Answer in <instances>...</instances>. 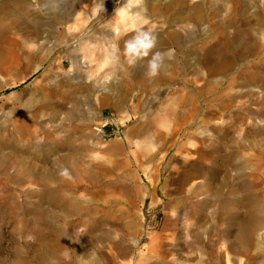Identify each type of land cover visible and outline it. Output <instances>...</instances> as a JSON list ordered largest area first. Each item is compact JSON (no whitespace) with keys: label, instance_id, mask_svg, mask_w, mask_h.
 Listing matches in <instances>:
<instances>
[{"label":"rangeland","instance_id":"1","mask_svg":"<svg viewBox=\"0 0 264 264\" xmlns=\"http://www.w3.org/2000/svg\"><path fill=\"white\" fill-rule=\"evenodd\" d=\"M120 3L0 0V264H264V0H225L179 40ZM144 28L156 46L129 64Z\"/></svg>","mask_w":264,"mask_h":264},{"label":"bare ground","instance_id":"2","mask_svg":"<svg viewBox=\"0 0 264 264\" xmlns=\"http://www.w3.org/2000/svg\"><path fill=\"white\" fill-rule=\"evenodd\" d=\"M46 1L48 2L51 0H46ZM112 1L114 2L116 0H112ZM119 1L122 3V5L119 6V8L117 10L118 13L115 12V14H117V19L119 21H125V20L129 19L130 16H134L132 14L141 15L142 17H148V16L149 17H156V16H158V17L163 18L168 24V26L166 28L167 30H165V34L167 35V37L170 40H179L180 30H183L185 32V38L186 39L191 37V35H192V21L201 20L205 16L213 17V16L218 15L224 6L225 0H199L193 4H192V0H119ZM203 3H206V5L208 6V12L204 13V11L203 12L201 11ZM225 4L227 5L226 2H225ZM242 7H244L243 4H242ZM228 8L229 7H227V9ZM72 14H74V13H72ZM204 14H205V16H204ZM130 18H133V17H130ZM249 19H250V21L260 20V18L256 15L250 16ZM118 20H117V22H118ZM117 25H119V24H117ZM121 28L123 29L124 26L123 27L122 26L121 27L115 26V28L112 29L113 31H111V32H109L110 31L109 29L103 28L101 30V33L103 35H109L110 34V35H113V37H115L116 36L115 33L120 34L123 32V30ZM149 30L152 31V33L155 35V37H158L159 31L153 30L152 28H144L143 30H138V31H149ZM134 33L136 34L137 31ZM236 39H237L236 43H238V44L243 43L242 45H246V43H245L246 41H244L243 39L241 40L240 37H236ZM245 48H246L245 50L248 49L246 46H245ZM225 50L227 52V49L225 47H220V48L215 50L214 56H216L217 59L214 58V60H215L216 64H212L213 66H211V68H213L215 66L217 69H221V68H223V66L228 64L224 58ZM143 58H140L137 61L141 64H146L145 61L142 60ZM79 61H80L79 58H73L72 64L79 62ZM62 67H63V62L60 65V68H62ZM57 68L59 69V67H57ZM51 73L52 72H51L50 68H48L44 71V75H49ZM246 74L251 76L252 78L255 75L253 72H246ZM15 83H16V80L14 81V84ZM5 84H7V83H5ZM8 85H6V86H8ZM116 85L118 88V94L122 95L123 91H122L121 87H122L123 83L120 82V83H117ZM168 104H169L168 106H165L166 110H164V111L170 113L169 109L171 108V106L177 104L176 98H173ZM169 113H167V114H169ZM164 114H165V112H163L162 115H164ZM175 127H178V126H175ZM252 207H253L252 212L247 216V218L243 219L241 216L237 217L238 218L237 219V225L239 227L238 229H239V235H240L239 237L244 238V239L245 238L247 239L249 237L252 228H254L256 226L257 222L260 221L259 216L261 215V211H260L261 204L253 203V204H251L250 208H252ZM59 246H60V244H59ZM61 246H62V244H61Z\"/></svg>","mask_w":264,"mask_h":264},{"label":"clouds","instance_id":"3","mask_svg":"<svg viewBox=\"0 0 264 264\" xmlns=\"http://www.w3.org/2000/svg\"><path fill=\"white\" fill-rule=\"evenodd\" d=\"M156 37L149 31H137V33L125 44V52L128 56L129 64H135L138 59L149 56L150 51L156 46ZM166 53L155 52L147 64V75L155 77L159 74L163 66ZM67 175L65 171L62 173Z\"/></svg>","mask_w":264,"mask_h":264}]
</instances>
